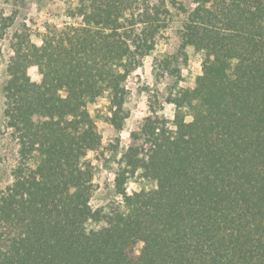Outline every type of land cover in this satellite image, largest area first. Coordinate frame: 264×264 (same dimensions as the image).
Returning a JSON list of instances; mask_svg holds the SVG:
<instances>
[{
  "label": "trees",
  "instance_id": "trees-1",
  "mask_svg": "<svg viewBox=\"0 0 264 264\" xmlns=\"http://www.w3.org/2000/svg\"><path fill=\"white\" fill-rule=\"evenodd\" d=\"M16 1L0 9L4 132L16 145L0 264H264V0H65L69 22L41 33ZM170 29L178 46L158 52ZM187 48L203 75L166 90L175 120L149 105L93 210L96 123L124 130L130 74L151 58L155 78L177 83Z\"/></svg>",
  "mask_w": 264,
  "mask_h": 264
},
{
  "label": "rangeland",
  "instance_id": "rangeland-1",
  "mask_svg": "<svg viewBox=\"0 0 264 264\" xmlns=\"http://www.w3.org/2000/svg\"><path fill=\"white\" fill-rule=\"evenodd\" d=\"M15 0H0V9L7 12L12 6V3ZM151 3H157L159 0H149ZM169 1V0H167ZM179 2L188 4V0H177ZM16 2L20 3L22 12L26 14V23L27 25H34L33 29L35 33H41L44 31V25L53 24V25H63L64 22H69L65 14V0H17ZM170 10H174L171 6ZM178 18L176 17L172 29L177 25ZM170 29L168 32L162 33L157 44V51L160 52H174L178 46V38L176 37L174 30ZM7 54L5 51V46L3 42H0V190L5 188L10 184V169L14 164L16 156V145L12 141L10 132H4V82H5V65ZM180 78L177 83H175V78L165 79L161 83L160 80L154 77L152 71V59H144L142 66L139 68V74L133 75L137 72L134 71L126 80V89L129 92V97L127 101V108L129 110V119L131 121L132 128L135 127L136 123L141 121L142 118L148 115L149 105L154 108L162 104V100L165 97V92L168 88L173 89L176 85L178 89H187L192 88L195 78L200 75V57L196 54L191 48L185 50V58L180 62ZM186 73V74H185ZM164 81L167 83L164 84ZM163 86V90H161ZM106 98H101L96 105L105 106L101 104V101ZM143 104L145 107L141 108L140 105ZM95 105V106H96ZM167 105L162 104V109L159 111L160 115H164ZM146 109V111H145ZM173 111V110H172ZM185 119L189 116L188 111L184 109ZM143 113V115H141ZM169 119L168 117H166ZM171 120V119H170ZM102 123V127H98ZM96 128L98 133L101 135V138L104 137L109 132H114L115 135H107L108 143H101V147L98 151L93 152L94 155L91 159L95 160L96 164H93L95 167V177L99 179V174L101 168L106 170L109 173H113L117 168V155L121 154L122 149L126 148L129 145V142L122 141L120 133L122 131L129 130V124H126V127L121 132H116L114 129L101 121L96 123ZM107 153V156L105 155ZM102 162V164H101ZM113 164L116 165L113 168ZM97 186V193L100 189V184H95ZM111 187V184L108 182V178L105 177L103 183V190H100L96 197L94 198L96 202L103 201L104 203L101 206L106 205V202L109 199L108 189ZM94 207V206H93Z\"/></svg>",
  "mask_w": 264,
  "mask_h": 264
},
{
  "label": "clouds",
  "instance_id": "clouds-1",
  "mask_svg": "<svg viewBox=\"0 0 264 264\" xmlns=\"http://www.w3.org/2000/svg\"><path fill=\"white\" fill-rule=\"evenodd\" d=\"M122 71L123 70H121V72ZM137 74H139V69H137V72L134 73L133 75H137ZM200 75L201 76L203 75V71L202 70L200 72ZM161 90H163V86H161ZM105 95H107V93H105ZM101 104L108 105L109 104V101L107 99H104V100L101 101ZM95 107H100V105H96ZM140 107L141 108H144L145 106L143 104H141ZM174 108H175V105L169 104V105H167V109H166V111L164 113V115L166 117H168L169 119H171V120H175V115H174V112L172 111ZM113 111H115V109H113ZM145 111H146V109H145ZM111 115H112V113H108V116L109 117H111ZM141 115H143V113ZM148 115H150V113H148ZM69 119H71V117H69ZM192 119L193 118L191 116L186 117L185 123L191 122ZM126 123L129 124V130L122 131L120 133V137H121L122 141L130 142V134H131V130H132L131 121H127ZM102 126H103L102 123L100 125H98V127H102ZM169 127H173V126L172 125H169ZM173 130H175V129L173 128ZM157 131H159V130H157ZM107 135H115V133L114 132H109ZM107 135L104 137V139H102V143H105V144L108 143ZM93 155H94V153L91 152V151H89L87 153V156L85 157V159H91L93 157ZM105 155L107 156V153ZM121 157H122V153L121 154H118L116 158H117V160H119V159H121ZM92 163L93 164H96V161L93 160ZM101 164H102V162H101ZM115 167H116V165L113 164V168H115ZM141 171H142V169L137 170L136 176H139ZM105 177L108 178V182L110 184H113V186H114V182L117 179V176L115 175L114 172L113 173H109L106 170H104L103 168H101V172L99 174V179H97L94 176L93 179H92V181H91V183L94 184V185L97 184V183L100 184V189L98 190V193H99L100 190H103V183H104ZM140 190H141V188L138 186L137 183H134L131 180L127 182L126 194H127L128 197H132L134 191L138 194L140 192ZM145 190H147V189H145ZM116 200L119 201L121 205L124 204L123 195H118L116 197ZM103 203H104L103 201L96 202L95 199H92V200L89 201V206L90 207H93L94 206L93 207V210H95L96 208H99ZM90 223H91V220H89V224ZM143 247H144V242L141 241L139 243V248L142 249ZM140 254H141L140 251H138V250L135 251V255L139 256Z\"/></svg>",
  "mask_w": 264,
  "mask_h": 264
}]
</instances>
